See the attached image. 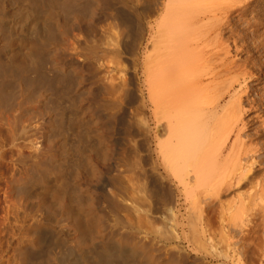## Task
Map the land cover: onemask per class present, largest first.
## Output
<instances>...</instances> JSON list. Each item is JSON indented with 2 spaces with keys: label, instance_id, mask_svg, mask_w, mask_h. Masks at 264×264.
Instances as JSON below:
<instances>
[{
  "label": "bare ground",
  "instance_id": "bare-ground-1",
  "mask_svg": "<svg viewBox=\"0 0 264 264\" xmlns=\"http://www.w3.org/2000/svg\"><path fill=\"white\" fill-rule=\"evenodd\" d=\"M252 2L0 0V264L236 256L264 222Z\"/></svg>",
  "mask_w": 264,
  "mask_h": 264
},
{
  "label": "rangeland",
  "instance_id": "rangeland-1",
  "mask_svg": "<svg viewBox=\"0 0 264 264\" xmlns=\"http://www.w3.org/2000/svg\"><path fill=\"white\" fill-rule=\"evenodd\" d=\"M252 3H251V7L249 8V10L245 14L246 17L244 16L241 19V21L238 22L237 27H239L240 30L243 31V33L245 34V41L247 42V43L245 42V44H246L245 46H247L246 47L247 55L245 53L244 54L245 56H243V57L244 58L248 57V58H251V59L254 58L255 61H254V59H253V61L255 62V64L259 63V64H257L258 65L257 67L253 68L254 69V73H256L258 75L262 74L261 77L264 78V24H262V23H264V0H253ZM251 10H255L254 15L252 14L253 16H255L254 19H249ZM249 22H252V23L250 24ZM259 23H260V25H259ZM258 67H259V69H257ZM257 87L260 88V90H259L260 94L262 92V96H264V80H261ZM6 115L10 116L9 114H6ZM25 120H26L27 123H29L28 119H21V120L18 121L19 125L21 124L19 126V128H23V126L27 125ZM33 122L34 121H32V126L34 127V125H36L35 127L40 129V127H39L41 125V123H39L40 121L39 120H35V122L34 123ZM36 122L39 123V126H38V123L36 124ZM22 123H24V124H22ZM250 218H254V217H250ZM250 218H249V220H250ZM252 221H253V223L254 222H256V224L258 223L257 226L255 227V225L252 224V226L247 228L248 231L247 230L246 231L247 232H251V233L254 232L255 235L249 233V234H246V236H243V234H241V230L239 228H236L237 230L236 229L234 230V233H233V235H234V239L233 240L234 241L232 240L231 242L234 243L235 246H236L235 247L236 251H237L236 256H233L232 254H230V255L228 254L227 255L228 257H226V259L228 258L227 260L225 258H223L224 255H226L225 254L226 251H224L226 248H225V244L223 242V243H221V245L225 249H223L220 246L221 247L220 249H222L223 252H225L224 255L221 253L223 257L221 258V256H219L220 257L219 258V257L215 256L214 257L215 260H214V258L210 259V261L207 264H221V263H224V262H225L224 264H237V263L238 264H264V246H262V244H264V243H262V242H264V226H261V225H264V222H262V220L258 219L257 217L252 219ZM250 228H252L253 230L250 229ZM259 228H261V229H259ZM246 231H245V233H246ZM257 235H258V237H257ZM227 241H229V240H227ZM241 243H242V245H241ZM243 243H245V244H243ZM245 246H246V248H245ZM247 250H248V252H247ZM249 250H251V251L249 252ZM244 251L246 253H244ZM257 255H259V256H257ZM231 256L233 257V259H232ZM222 261H224V262H222Z\"/></svg>",
  "mask_w": 264,
  "mask_h": 264
}]
</instances>
